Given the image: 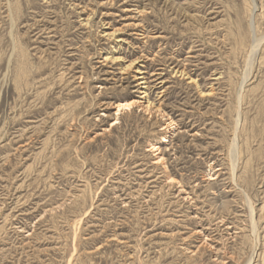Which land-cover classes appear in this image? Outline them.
Returning a JSON list of instances; mask_svg holds the SVG:
<instances>
[{"label":"rangeland","instance_id":"rangeland-1","mask_svg":"<svg viewBox=\"0 0 264 264\" xmlns=\"http://www.w3.org/2000/svg\"><path fill=\"white\" fill-rule=\"evenodd\" d=\"M255 263L264 0H0V264Z\"/></svg>","mask_w":264,"mask_h":264},{"label":"bare ground","instance_id":"bare-ground-1","mask_svg":"<svg viewBox=\"0 0 264 264\" xmlns=\"http://www.w3.org/2000/svg\"><path fill=\"white\" fill-rule=\"evenodd\" d=\"M144 9V8H143ZM257 10V9H256ZM253 11H254V9L252 10V14H251V17H250V27H251V31L252 32H254V30H255V18L253 17L254 15H253ZM255 12V11H254ZM115 32V31H114ZM114 34V33H113ZM150 34V33H149ZM255 36V35H254ZM253 36V37H254ZM108 37V36H107ZM122 39H120L119 41H121ZM261 41V39L259 40V39H257L256 37L254 38V49H256V48H259L258 46H259V44L261 43L260 42ZM250 43V42H249ZM263 45V44H262ZM250 49V48H249ZM252 49V48H251ZM257 50H255V52H256ZM253 52V51H252ZM251 57V56H250ZM254 58V57H253ZM110 58L109 57H106V61L107 60H109ZM248 59V58H247ZM110 60H112V61H115V60H118V58H112L111 57V59ZM135 63H132L130 66H133ZM247 65V64H246ZM251 67V66H250ZM132 69V68H131ZM187 69V68H186ZM137 72H138V74H137V80H139V82H138V86H142L141 88H145V89H147L148 87L146 86L147 85V77H146V75H147V72L145 71V70H142V69H140L139 67H138V70H137ZM178 72H180V70L178 71ZM181 73L183 74L184 73V71H181ZM186 74V73H185ZM152 75V74H151ZM135 81V80H134ZM161 82V81H160ZM249 82V81H248ZM142 93H143V96H142V98H146L147 97V90H145V91H142ZM134 104H135V101H128V102H124V103H120L119 105H118V108H119V110L122 108H124V107H129V108H131L132 106H134ZM238 123V122H237ZM237 130V129H236ZM234 139V138H233ZM239 140V139H238ZM234 141V140H233ZM233 143V142H232ZM233 151L238 155V148H237V145L235 144V147H234V149H233ZM235 154V155H236ZM131 159V158H130ZM158 160V159H157ZM128 162V161H127ZM162 168V167H161ZM100 171V170H99ZM135 178V177H134ZM168 179V178H167ZM178 181V180H177ZM171 182V181H170ZM180 186V185H179ZM3 200V199H2ZM181 210V209H180ZM164 213V212H163ZM261 245V244H260ZM256 264V263H255Z\"/></svg>","mask_w":264,"mask_h":264}]
</instances>
